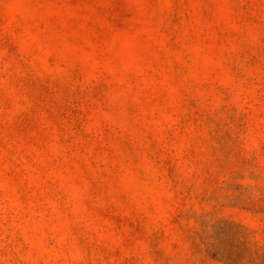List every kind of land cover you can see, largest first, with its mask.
I'll return each instance as SVG.
<instances>
[{"label":"rangeland","instance_id":"rangeland-1","mask_svg":"<svg viewBox=\"0 0 264 264\" xmlns=\"http://www.w3.org/2000/svg\"><path fill=\"white\" fill-rule=\"evenodd\" d=\"M0 264H264V0H0Z\"/></svg>","mask_w":264,"mask_h":264}]
</instances>
